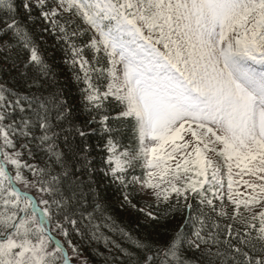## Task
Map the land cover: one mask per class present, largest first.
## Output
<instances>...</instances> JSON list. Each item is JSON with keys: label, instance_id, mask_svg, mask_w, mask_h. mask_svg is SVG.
<instances>
[{"label": "snow or ice", "instance_id": "obj_1", "mask_svg": "<svg viewBox=\"0 0 264 264\" xmlns=\"http://www.w3.org/2000/svg\"><path fill=\"white\" fill-rule=\"evenodd\" d=\"M0 264H264V0H0Z\"/></svg>", "mask_w": 264, "mask_h": 264}, {"label": "trees", "instance_id": "obj_2", "mask_svg": "<svg viewBox=\"0 0 264 264\" xmlns=\"http://www.w3.org/2000/svg\"><path fill=\"white\" fill-rule=\"evenodd\" d=\"M123 146L124 147H131L132 146L130 137H126L124 139ZM141 206H143V202H141ZM135 215H136V213L129 209L127 212H122V213L118 214L117 215V221L121 222V220H122L123 223L127 224L130 216L134 217Z\"/></svg>", "mask_w": 264, "mask_h": 264}, {"label": "rangeland", "instance_id": "obj_3", "mask_svg": "<svg viewBox=\"0 0 264 264\" xmlns=\"http://www.w3.org/2000/svg\"><path fill=\"white\" fill-rule=\"evenodd\" d=\"M225 189H226V177H225ZM241 192H244L245 190L243 188H239Z\"/></svg>", "mask_w": 264, "mask_h": 264}]
</instances>
